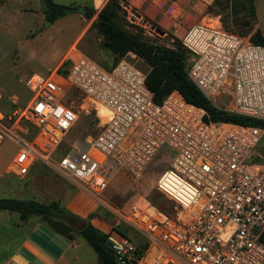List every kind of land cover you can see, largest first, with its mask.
<instances>
[{"label":"built area","instance_id":"2783aa9c","mask_svg":"<svg viewBox=\"0 0 264 264\" xmlns=\"http://www.w3.org/2000/svg\"><path fill=\"white\" fill-rule=\"evenodd\" d=\"M118 2L127 8L126 0ZM181 42L189 52L187 74L209 101L263 124L207 119L177 89L157 102L146 84L150 66L135 52L107 67L73 47L66 71L28 77L30 96L7 114L0 93V135L17 145L10 170L24 175L42 157L69 182L106 200L100 193L114 175L139 177L163 153L167 164L155 186L172 211L146 198L126 208L111 205L145 241L138 248L125 236L114 238L119 262L264 264V156L256 150L264 134V45L219 19L192 23ZM78 96L90 100L96 131L70 139L66 154L52 161L49 153L77 119ZM96 105L108 112L103 122Z\"/></svg>","mask_w":264,"mask_h":264},{"label":"rangeland","instance_id":"374dc122","mask_svg":"<svg viewBox=\"0 0 264 264\" xmlns=\"http://www.w3.org/2000/svg\"><path fill=\"white\" fill-rule=\"evenodd\" d=\"M54 1L72 8L50 20L47 18L48 5L45 0H0V93L1 106L6 113L13 104L11 99L21 104L30 96L31 91L26 86L29 75L33 72L46 75L45 72L53 70L72 45L104 66L112 64L116 59L101 46V35L92 26L96 13L89 18L85 15L86 6H92L97 11L102 7L99 6L102 0ZM252 1L254 15L248 7L250 0H126L127 8H122L126 11V19L134 25L133 28L140 27L150 40L172 46L175 42H181L182 33L188 26L204 20L219 19L225 28L239 34L244 31L242 35H251L256 29L264 34V0ZM82 6L84 9H81ZM66 65L67 62L63 68ZM138 66L146 68L141 62H138ZM219 100L220 103L224 102ZM90 106L87 98H79L73 104L77 119L49 153L50 160L57 161L66 154L70 148V139L96 131V114ZM16 149L17 145L9 137H0V197L35 198L44 202L56 200L74 213L94 207L85 219L92 217L95 212L100 213L102 220L108 222L109 236L112 234L120 238L122 235L137 244L144 241L134 227L120 220L108 206L126 208L127 204L139 198L155 200L156 179L167 164L165 154L157 155L139 177H131L122 172L114 175L100 193L108 201L107 206L99 197L65 179L42 157L34 160L26 174L12 172L10 167ZM256 150L264 156V134ZM169 152L168 149L164 151ZM166 205L167 210L171 211L170 203ZM15 213L0 211L3 217L1 220L14 224L20 218H25ZM2 241L5 240L0 236V255L7 249L6 245V249L2 247ZM137 264L147 263L138 261Z\"/></svg>","mask_w":264,"mask_h":264},{"label":"trees","instance_id":"16d2710c","mask_svg":"<svg viewBox=\"0 0 264 264\" xmlns=\"http://www.w3.org/2000/svg\"><path fill=\"white\" fill-rule=\"evenodd\" d=\"M45 2L48 5L47 18L50 20L72 8L54 0H45ZM248 7L251 14L254 15L255 7L252 0H250ZM94 13H96V17L92 26L96 27L101 35L100 44L116 58L107 67L113 65L129 50L141 56L150 66L146 76V84L152 91L155 101L160 102L170 91L177 89L185 100L203 107L207 112V119L263 124V121L253 117L220 109L209 101L187 74L189 52L182 42H175L174 45L169 46L150 40L140 27L133 28L134 25L126 19V11L118 0H106L97 11L92 6H86L85 15L88 18ZM243 32L241 31L240 34ZM250 38L264 45V34L259 29L253 31ZM64 63L63 61L62 65L58 67L61 72L66 71V67L63 68ZM71 95L75 96L76 94ZM33 133L34 130L31 129L27 133V137H31ZM155 191L157 193L156 199L151 200V202L167 210L166 204L169 202L164 200L163 195L158 190ZM0 209L18 211L22 217L37 215L40 220L45 221L51 230L67 238H72L75 233H79L95 250L96 264H121L115 249L106 243L109 233L95 226L89 219H85L61 206L56 200L44 202L35 198L0 197ZM135 244L138 248H142L145 246V241Z\"/></svg>","mask_w":264,"mask_h":264},{"label":"crops","instance_id":"0c3cea01","mask_svg":"<svg viewBox=\"0 0 264 264\" xmlns=\"http://www.w3.org/2000/svg\"><path fill=\"white\" fill-rule=\"evenodd\" d=\"M104 1L105 0H102V3L99 6H102ZM73 47H75V45L69 47L67 51L69 52ZM65 55H67V53ZM64 58L65 56L61 58V60H59L60 62L57 61V63L58 62L59 63L58 64L56 63L57 65L55 64L56 66L54 67V69L55 68L58 69V66L62 64ZM66 69H67V65H66ZM53 70H48V71L51 72ZM48 71L45 73L48 74ZM37 74L38 72H33L29 75V77L31 75H37ZM77 98H81V97L78 96ZM11 101L13 103L11 104V108L14 105H20L16 103V100L14 98L11 99ZM3 121L6 124H10L12 122L11 120L8 119L7 115L5 116V119ZM3 197H12V196H3ZM99 200H101L105 205L108 206L107 204L108 201L100 197ZM93 209L94 207H89L88 209L86 208L81 209L77 211L76 214L80 215L83 218H86L88 213L93 211ZM0 211L11 212V213L16 212L15 214H18L19 216V212L15 210L0 209ZM1 219H3V217L0 216V236L1 239L5 240L4 242L3 241L1 242L2 243L1 245L4 248L6 245L7 249L5 248L6 252L0 255V264H96L97 263L96 252L93 253L95 250L93 249L94 251L92 252L89 249V247H87L86 244H88V242L79 233H75L72 238H67L64 235L51 230L46 225L45 221L40 220L37 215H28L23 219L20 218V221L15 222L14 224H11L7 221H3ZM89 220L98 228L109 233L110 230L108 229V222L107 220L106 221L102 220V218L100 217V213L95 212L92 215V217L89 218ZM4 232H6L7 234H5ZM111 236L116 239H120L122 237L121 235V237L118 238L112 234Z\"/></svg>","mask_w":264,"mask_h":264},{"label":"bare ground","instance_id":"6f19581e","mask_svg":"<svg viewBox=\"0 0 264 264\" xmlns=\"http://www.w3.org/2000/svg\"><path fill=\"white\" fill-rule=\"evenodd\" d=\"M213 21V20H211ZM214 21H216V19H214ZM97 106V113L99 115V121L103 122L106 119V114L108 113L106 111V109H104V107H102L101 105H96Z\"/></svg>","mask_w":264,"mask_h":264},{"label":"water","instance_id":"95a60500","mask_svg":"<svg viewBox=\"0 0 264 264\" xmlns=\"http://www.w3.org/2000/svg\"><path fill=\"white\" fill-rule=\"evenodd\" d=\"M81 9H84V7L82 6ZM106 243H107L108 246H110V247H112L114 249L118 248V243H117V241H115V239L112 236H108L107 237Z\"/></svg>","mask_w":264,"mask_h":264},{"label":"snow or ice","instance_id":"6c2138e0","mask_svg":"<svg viewBox=\"0 0 264 264\" xmlns=\"http://www.w3.org/2000/svg\"><path fill=\"white\" fill-rule=\"evenodd\" d=\"M23 159V158H22Z\"/></svg>","mask_w":264,"mask_h":264}]
</instances>
